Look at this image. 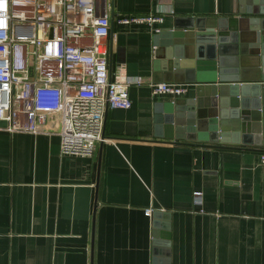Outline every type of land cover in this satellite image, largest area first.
<instances>
[{"label": "crops", "instance_id": "0c3cea01", "mask_svg": "<svg viewBox=\"0 0 264 264\" xmlns=\"http://www.w3.org/2000/svg\"><path fill=\"white\" fill-rule=\"evenodd\" d=\"M248 6L264 10L261 2ZM239 9V0H108L100 14L111 18L110 77L145 84L130 89L131 108L106 111L105 141L93 157L61 152L59 115L38 134L9 133L0 120V264H264V145H210L188 129L183 139L158 135V105L195 98L194 86L156 82L159 33L118 22L160 15L163 32L185 18L234 16L244 27L264 19ZM166 83L189 92L153 95L150 84ZM155 211L170 214L159 229L165 234L170 223V240L160 236L159 246Z\"/></svg>", "mask_w": 264, "mask_h": 264}, {"label": "built area", "instance_id": "2783aa9c", "mask_svg": "<svg viewBox=\"0 0 264 264\" xmlns=\"http://www.w3.org/2000/svg\"><path fill=\"white\" fill-rule=\"evenodd\" d=\"M108 0H0V120L9 133L38 134L50 116L61 117L65 155L93 157L105 141L108 109H129L130 89L145 83L109 74ZM122 25L155 29L163 16L124 15ZM152 93L183 97L184 84H150ZM264 165V153L260 154ZM197 202L201 193L196 192ZM152 210H147L151 213Z\"/></svg>", "mask_w": 264, "mask_h": 264}, {"label": "water", "instance_id": "95a60500", "mask_svg": "<svg viewBox=\"0 0 264 264\" xmlns=\"http://www.w3.org/2000/svg\"><path fill=\"white\" fill-rule=\"evenodd\" d=\"M251 2L264 4L239 0V13L264 15L246 8ZM242 19L185 18L156 36L155 81L186 83L196 92L195 98L158 105V135L183 139L188 129L191 139L210 145H264V19L251 18L250 27ZM250 51L257 56L253 62L246 59ZM161 216L170 214L153 212L156 246L160 236L170 240V223L163 225L168 232H159Z\"/></svg>", "mask_w": 264, "mask_h": 264}]
</instances>
